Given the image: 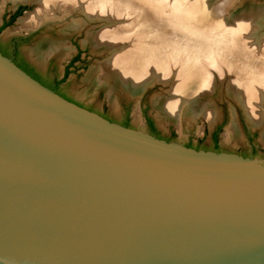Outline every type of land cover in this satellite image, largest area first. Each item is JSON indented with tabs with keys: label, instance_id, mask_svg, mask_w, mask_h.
Wrapping results in <instances>:
<instances>
[{
	"label": "water",
	"instance_id": "obj_1",
	"mask_svg": "<svg viewBox=\"0 0 264 264\" xmlns=\"http://www.w3.org/2000/svg\"><path fill=\"white\" fill-rule=\"evenodd\" d=\"M0 264H264V159L112 121L0 51Z\"/></svg>",
	"mask_w": 264,
	"mask_h": 264
},
{
	"label": "rangeland",
	"instance_id": "obj_2",
	"mask_svg": "<svg viewBox=\"0 0 264 264\" xmlns=\"http://www.w3.org/2000/svg\"><path fill=\"white\" fill-rule=\"evenodd\" d=\"M224 1L203 0L202 6L209 7L212 12L217 5ZM108 2L114 3L115 6L107 8L108 13L103 14L104 16L102 17L95 16L94 19L87 20L88 15L83 12V2L81 6L80 3L79 5L76 4L65 13L56 10L54 14L41 18L40 22L36 24L37 26H31L24 24L23 19L28 14L41 10L43 4L41 5L38 0H0V26L4 16L12 13L20 5L26 7L13 23L2 30V36L9 39L15 36L33 34L27 42L22 44V49L36 63L46 68L49 66L58 67L61 73H63L64 66L79 53L80 58L76 62V66L71 69L68 75L66 91L87 107L120 121L125 120L126 115H128V126L150 133V127L146 121V115H148L153 119L159 132L169 137V141L185 146L192 144L196 146V149L238 154L239 152H245L248 157L264 159V105H262L261 118L263 120L259 124H253L249 121L254 125L253 128H258V131H252V127L246 120V113L239 102V98H241L239 87L238 91H236L239 98H234L233 94L229 92V88H227L228 77H224L219 82L217 91L209 93L208 96H205L207 98L202 97L201 100L204 102L202 108H197L199 105L197 106L193 103L195 100L187 99L191 101V105H195L193 106L194 112L200 114H192L193 117L192 115L189 117L188 114V116H183L181 120L165 118L154 102V99L158 96L171 95L170 90L174 86L177 80V72H179L176 68L177 66L171 67L166 79L160 77L158 69L154 68V66L149 67L150 75L154 76L156 74L154 78L156 80L153 81V77L150 76L149 79L152 81L145 82V87L141 93L132 94L125 89L118 90L116 88L111 90L112 87L108 86V89L103 85L97 89V83L104 79L106 72L108 74L107 77L114 79V73L111 72L108 58L112 55H117L122 50H127V47L132 46L131 43L136 41L137 38L135 34H131L133 32L124 28L127 24L135 23L136 14H132L133 10H128L127 5L124 8L122 7V9L120 7L117 8L115 0ZM166 2L168 3L165 4L167 6L163 8V12L169 14L170 11L168 10L171 9L169 7H173L174 2H177L176 0H168ZM195 2L200 1L184 0L183 5L180 4L179 6L189 7L191 4L194 5ZM232 2L225 7L224 18H231L237 11L246 20L245 25L238 23L241 25L239 31H242V36L245 40L246 38L249 39L250 36L253 37V40H260L261 43H258V45L254 44V46L260 48L264 44V0H234ZM184 4H187V6ZM243 19L240 18L239 20L242 21ZM226 21L221 29L222 32H227V29L232 26ZM75 22L80 25L78 28L73 29L72 26ZM95 31L103 34L100 46L89 38L90 33ZM134 37L135 39H132ZM255 51L257 52L258 49ZM233 75L234 78L235 74ZM112 91H114L113 94ZM257 92L260 95L264 93L261 90ZM212 104L216 106L217 116L210 119L202 110L206 111L207 107ZM233 123L235 126L232 125ZM218 126H221V128L218 144L216 145L213 133ZM230 129L232 136L228 137L227 132ZM234 130L235 132H233Z\"/></svg>",
	"mask_w": 264,
	"mask_h": 264
},
{
	"label": "bare ground",
	"instance_id": "obj_3",
	"mask_svg": "<svg viewBox=\"0 0 264 264\" xmlns=\"http://www.w3.org/2000/svg\"><path fill=\"white\" fill-rule=\"evenodd\" d=\"M38 1L41 5L43 4L41 10L28 14L23 19L24 24L34 26L40 22L41 18L54 14L56 10L65 13L76 4L80 3L81 6L83 2L84 11H82L88 15L87 20H92L95 16L102 17L103 14L108 13L107 8L115 6L114 3L108 2L110 0ZM115 1L117 8L122 9L127 5L128 10H133L132 14H136L135 23L127 24L124 28L133 32L131 34H135L137 38L131 43L132 46L127 47V50L121 49L122 51L117 55L108 58L114 79L107 77L106 72L104 79L97 83V89L103 85L108 89L112 87L111 90L116 88L125 89L132 94L141 93L145 84L152 81L149 79L152 75L148 70L149 67L154 66L158 69L160 77L166 79L171 67L177 66L179 72L170 90L171 95L158 96L154 99L159 112L165 118L181 120L188 114L189 117L192 114H200L194 112L193 106L199 105L197 108H202L204 104L202 97L207 98L205 96L209 93L217 91L219 82L224 77H228L227 88L234 98H239L236 94L239 87L241 96L239 102L246 113L247 120L253 124H259L263 120L261 118L264 93L260 95L257 91L264 92V42L263 46L258 48L254 44L258 45L261 43L260 40H253L252 36H250L251 39L245 40L241 34L242 31L239 30L241 25L246 24V20L237 11H235L236 15H231V18H224L225 7L234 0H225L212 12L209 7L202 6L203 0H195L200 2L188 5L189 7L179 6L183 5L184 0H176L177 3L174 2L173 7H169L171 9L168 10L174 15L163 12L168 0ZM184 5L187 6V4ZM240 18L243 20H239ZM225 20L234 27L231 26L227 32H222ZM79 25L75 22L72 27L78 28ZM95 32L90 33L89 38L100 46L103 34ZM233 74H235L234 78ZM151 77L153 81L156 80L154 79L156 74ZM187 99L195 100L193 102L195 105H191V101ZM209 106L206 111H202L211 119L217 116V111L215 105ZM232 125L235 126L234 123ZM227 134L228 137L232 136L231 129Z\"/></svg>",
	"mask_w": 264,
	"mask_h": 264
},
{
	"label": "flooded vegetation",
	"instance_id": "obj_4",
	"mask_svg": "<svg viewBox=\"0 0 264 264\" xmlns=\"http://www.w3.org/2000/svg\"><path fill=\"white\" fill-rule=\"evenodd\" d=\"M21 6H23V5L18 6L17 9L14 10L12 13H10L9 15L3 17V22H2V24L0 26V28L6 22H8V21H10L12 19L13 15L18 11V9ZM19 16H17V17H19ZM32 35L33 34H27L26 36H15V37H12V38H9L8 39V38H5V37L2 36V31H1V33H0V43L3 46H6L7 49L9 51H11L12 53H15V54L18 53L19 54V57L22 58L27 64H29V66H31L32 68H34V70L36 72H38L42 77H44V78H46V79H48L50 81H53V82H60L59 83V91H56V92H58L59 94H61L62 96H64L65 98H67V99H69L71 101H74V102H76V103H78L80 105H83V106L87 107L86 105H84L83 103L79 102L77 99H75L71 95H69L68 92L66 91V88L68 86V75H69L71 69L76 66V62L80 58L79 53L68 64H66L64 66L63 73L60 72V70L58 69V67H51V66H49L47 68L46 67H43L42 65L36 63L33 59H31L30 56H28L27 53L22 49V44H24L25 42H27V40ZM87 108L90 109V110L96 111V110H94V109H92L90 107H87ZM96 112H98V111H96ZM98 113H100L101 115H103L104 117H106V118H108V119H110L112 121H117V122H119V123H121L123 125H125L124 124L125 120L128 119V115H126L125 120L120 121L119 119L112 118L111 116H109V115H107L105 113H101V112H98ZM148 118H151V117L148 116V115H146L147 124H148ZM148 126H149V124H148ZM156 128H157V126H156ZM220 128H221V126H218L215 129L214 133H213V137H214V141H215V144L216 145L218 144V136H219ZM157 131H158V134H155V133L151 132V128H150V133H152V134H154V135H156V136H158L160 138L169 140V137H166V136L162 135L159 132L158 128H157ZM252 131H255L256 132L258 130L256 128V129H253ZM188 146L196 147V146H194L192 144H189ZM239 154H241L243 156H247L245 152H239Z\"/></svg>",
	"mask_w": 264,
	"mask_h": 264
},
{
	"label": "trees",
	"instance_id": "obj_5",
	"mask_svg": "<svg viewBox=\"0 0 264 264\" xmlns=\"http://www.w3.org/2000/svg\"><path fill=\"white\" fill-rule=\"evenodd\" d=\"M24 9H26L25 6H21L18 11L13 15L12 19L8 22H6L4 25H2V27L0 28V33L1 31L8 25H10L11 23H13V21L16 19L17 16L21 15L22 12L24 11ZM0 51L5 55L8 56L10 58L13 59V61L19 66L21 67L23 70H25L28 74H30L32 77H34L35 79H37L38 81H40L42 84L50 87L51 89L55 90V91H59V83L60 82H53L50 81L44 77H42L38 72H36L34 70V68H32L31 66H29V64H27L22 58L19 57L18 53H12L11 51H9L7 49L6 46H3L0 43ZM129 121L128 119L125 120L124 124L128 125ZM148 124L151 128V132L158 134L157 128L153 122V120L151 118H148Z\"/></svg>",
	"mask_w": 264,
	"mask_h": 264
}]
</instances>
